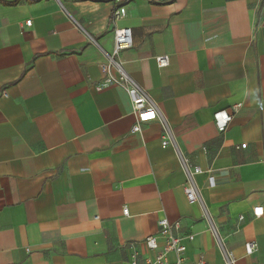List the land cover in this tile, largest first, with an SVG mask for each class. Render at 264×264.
Returning <instances> with one entry per match:
<instances>
[{
	"label": "crops",
	"instance_id": "1",
	"mask_svg": "<svg viewBox=\"0 0 264 264\" xmlns=\"http://www.w3.org/2000/svg\"><path fill=\"white\" fill-rule=\"evenodd\" d=\"M117 6L127 12L114 21ZM116 27L133 35L126 71L203 169L195 179L224 246L236 264H264V0H0V264L144 262L166 244L163 218L180 222L186 262L224 264L159 121L133 132L128 93L102 85Z\"/></svg>",
	"mask_w": 264,
	"mask_h": 264
},
{
	"label": "built area",
	"instance_id": "2",
	"mask_svg": "<svg viewBox=\"0 0 264 264\" xmlns=\"http://www.w3.org/2000/svg\"><path fill=\"white\" fill-rule=\"evenodd\" d=\"M125 6H117L113 12V20L117 21L126 15ZM27 26L32 24V20H27L25 23ZM89 38L96 42L92 37ZM133 35L130 28L116 27L114 31V47L111 53L104 52L107 61L101 65V71L103 73L102 85L104 87L109 86H120L129 95L133 111L136 115L137 122L133 126V132H140L142 130L141 123L151 120H158L163 133V146H170L175 151L177 158L179 160L180 166L187 177V182L185 185V193L189 203H199L202 205L205 211V216L209 220L210 229L215 236L219 247L222 250L224 256V264H236L237 257L232 250L227 249L221 240L218 229L212 222V219L205 208V204L202 199L201 191L196 182V175L203 172V169L199 165H195L191 162L190 158L185 155L182 151L178 140L172 130V127L161 111L159 105L156 101L149 95V93L144 89L139 83H137L131 75L126 71L124 67V62L121 60V52L127 48L133 46ZM156 62L159 67H167L170 63V58L168 55H160L156 57ZM3 95H7L4 93ZM213 119L215 125L219 131H224L229 122L232 119V115L226 110H219L214 113ZM246 145L243 144L242 147ZM210 182L212 178L210 177ZM124 214H129V209H124ZM254 216H261L263 214V207L258 206L253 209ZM240 220H243V216H240ZM160 234L164 235L166 238L165 246L160 250L158 238L156 235H151L146 237L145 245L153 251H157L154 257L147 258L144 262H141L138 257V253L134 252L132 255L131 264H210L203 255L199 257L198 260L188 263L186 262L185 252L186 245L182 242V238L177 235V232L181 228L179 221L170 222L167 218H163L159 221ZM188 238L193 239L194 235H189ZM258 249V243L255 240L248 241L245 244V250L247 255L255 253ZM175 253L176 259L170 261L168 259L169 253Z\"/></svg>",
	"mask_w": 264,
	"mask_h": 264
}]
</instances>
